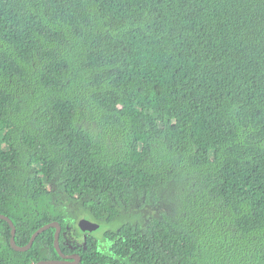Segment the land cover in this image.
Here are the masks:
<instances>
[{
  "label": "trees",
  "instance_id": "16d2710c",
  "mask_svg": "<svg viewBox=\"0 0 264 264\" xmlns=\"http://www.w3.org/2000/svg\"><path fill=\"white\" fill-rule=\"evenodd\" d=\"M0 213L97 222L77 264H264V0H0Z\"/></svg>",
  "mask_w": 264,
  "mask_h": 264
},
{
  "label": "water",
  "instance_id": "95a60500",
  "mask_svg": "<svg viewBox=\"0 0 264 264\" xmlns=\"http://www.w3.org/2000/svg\"><path fill=\"white\" fill-rule=\"evenodd\" d=\"M0 219L5 220L10 228H11V236H10V245L11 247L16 250V251H26L31 247L33 244V241L36 236H38L40 233L43 231L49 229V228H54V248L58 252V255L61 257L60 259H45V260H40L36 264H77L80 261V256L78 254H71V255H65L61 252L60 247H59V236L61 233V226L57 221H52L49 222L41 227H39L30 237L29 241L25 245H18L15 242V233H16V227L13 223V221L4 214L0 213ZM79 229L83 232L89 231H95L99 227V224L88 219L85 217H82L78 220L77 223Z\"/></svg>",
  "mask_w": 264,
  "mask_h": 264
},
{
  "label": "flooded vegetation",
  "instance_id": "af4514ba",
  "mask_svg": "<svg viewBox=\"0 0 264 264\" xmlns=\"http://www.w3.org/2000/svg\"><path fill=\"white\" fill-rule=\"evenodd\" d=\"M69 230V229H68ZM66 230L64 233H63V237H64V240H63V243L64 245L68 248V249H72L69 253H64L65 255H71V254H78L80 256V253L78 252V250L76 249H79L80 246H83L84 248V245H82V241H80V238L79 237H76L75 235L71 234V231L69 230ZM98 231L95 230V231H92V232H82V237H91V238H95V232ZM81 237V239H82ZM99 247V245H98ZM58 255V253H57ZM47 257L48 259H57L56 257H53L52 254L48 253L47 254ZM81 257V256H80ZM58 258H61L59 255H58Z\"/></svg>",
  "mask_w": 264,
  "mask_h": 264
},
{
  "label": "clouds",
  "instance_id": "9594fccd",
  "mask_svg": "<svg viewBox=\"0 0 264 264\" xmlns=\"http://www.w3.org/2000/svg\"><path fill=\"white\" fill-rule=\"evenodd\" d=\"M82 218V217H81ZM86 218V217H85ZM89 219V218H88ZM91 220V219H90ZM56 221V220H55ZM93 221V220H92ZM52 222V221H51ZM58 222V221H57ZM95 222V221H94ZM59 223V222H58ZM78 223V222H77ZM97 223V222H96ZM78 226V225H77ZM99 227H100V225H99ZM99 227L97 228V229H99ZM54 232H55V229H54ZM61 232H62V229H61ZM87 232V231H86ZM98 231H96V233H97ZM61 234V233H60ZM85 239H86V237H82V245H84V247H85ZM60 247V246H59ZM61 250V249H60ZM57 252V251H56ZM62 252V251H61ZM58 253V252H57ZM63 253V252H62ZM64 254V253H63ZM60 259V258H59ZM80 260H81V257H80Z\"/></svg>",
  "mask_w": 264,
  "mask_h": 264
},
{
  "label": "rangeland",
  "instance_id": "374dc122",
  "mask_svg": "<svg viewBox=\"0 0 264 264\" xmlns=\"http://www.w3.org/2000/svg\"><path fill=\"white\" fill-rule=\"evenodd\" d=\"M41 180L45 182L46 178L45 177H42ZM101 232H102V230L99 231V232H97V233L95 232L94 234H95V236H100L101 235Z\"/></svg>",
  "mask_w": 264,
  "mask_h": 264
}]
</instances>
